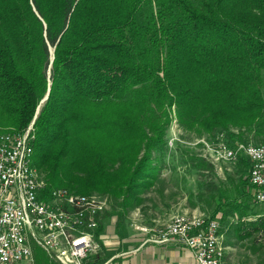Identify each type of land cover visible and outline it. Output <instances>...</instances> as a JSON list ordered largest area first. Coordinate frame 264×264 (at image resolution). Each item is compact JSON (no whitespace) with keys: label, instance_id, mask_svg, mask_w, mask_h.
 Wrapping results in <instances>:
<instances>
[{"label":"trees","instance_id":"trees-1","mask_svg":"<svg viewBox=\"0 0 264 264\" xmlns=\"http://www.w3.org/2000/svg\"><path fill=\"white\" fill-rule=\"evenodd\" d=\"M170 105L185 130L264 140V0H0V131L32 120L44 194L137 206L165 166ZM229 200L223 214L249 213Z\"/></svg>","mask_w":264,"mask_h":264},{"label":"built area","instance_id":"built-area-1","mask_svg":"<svg viewBox=\"0 0 264 264\" xmlns=\"http://www.w3.org/2000/svg\"><path fill=\"white\" fill-rule=\"evenodd\" d=\"M30 128L31 121L9 136H1L0 131V264L30 258L32 244L61 264H84L99 248L94 232L108 203L99 204L97 195V201H87L85 211L75 212L69 210L68 201L86 200V194L59 188L44 194L38 170L25 176V168H30ZM202 145H210L223 162L233 159L232 148H240V156L248 161L247 180L254 188V200L264 203V142L230 144L219 130ZM133 227L147 232V239L154 242L173 241L188 247L195 264H217L214 236L221 233L218 221L204 212H199L197 220L182 219L176 213L165 229H156V224Z\"/></svg>","mask_w":264,"mask_h":264},{"label":"rangeland","instance_id":"rangeland-1","mask_svg":"<svg viewBox=\"0 0 264 264\" xmlns=\"http://www.w3.org/2000/svg\"><path fill=\"white\" fill-rule=\"evenodd\" d=\"M168 116L170 119L165 138V166L160 169L153 185L140 193L141 202L129 209L134 212L132 214L136 219L134 224L139 222L144 225L156 224V229H164L169 226L176 213H181L182 216L199 212L207 215L213 213L212 217L218 221V229L221 233L220 243L223 248L221 262L223 264H264V227L258 226L254 229L246 223L239 222V220L254 219L259 214H264V203L254 200L253 186L246 187L245 192L239 187L235 188L239 177L248 178L245 157L238 156L223 162L210 145H202V142H210L213 134L209 137L204 133L197 134L192 130L181 128L176 121L173 105L168 108ZM235 141L237 144L245 143L239 142L240 140ZM247 141L258 143L264 140L258 136L248 138ZM199 159H204L208 165L198 168L196 163ZM39 175L43 179L42 173L39 172ZM205 181L211 184L203 187L200 183ZM44 183L43 180L42 185ZM84 194L104 197L109 203V207L106 206L109 210L118 208L115 201L109 202V197L105 193L93 191ZM95 195L92 196V201H97ZM225 197H228L225 199L227 202L229 198H234V201L245 200L249 205V213L240 219H237L234 214H223L224 209H227L223 200ZM105 199L99 197V204H106ZM190 200L195 203L192 205ZM217 202L220 203L218 207ZM244 231H249V234H242ZM40 249L32 244L31 257L22 259L24 262L20 263L61 264L56 259L44 255Z\"/></svg>","mask_w":264,"mask_h":264},{"label":"crops","instance_id":"crops-1","mask_svg":"<svg viewBox=\"0 0 264 264\" xmlns=\"http://www.w3.org/2000/svg\"><path fill=\"white\" fill-rule=\"evenodd\" d=\"M132 214L134 212L127 210L121 217L115 212L99 215L100 230L95 238L100 247L84 264H195L194 255L188 247L173 241L154 242L147 239V232L133 227L136 219ZM20 262L24 261L21 259L10 264Z\"/></svg>","mask_w":264,"mask_h":264},{"label":"bare ground","instance_id":"bare-ground-1","mask_svg":"<svg viewBox=\"0 0 264 264\" xmlns=\"http://www.w3.org/2000/svg\"><path fill=\"white\" fill-rule=\"evenodd\" d=\"M222 132L224 133V131H222ZM9 135H10V133H1V136H9ZM236 143H237V141H236ZM201 146H200V149H201ZM31 151H32L31 145H29L28 167H30V168H25V176H32V172H37V169L35 168V166L31 164ZM238 156H240V148H232V158H235ZM99 197H102V196H99ZM86 207H87V204H85L82 200L68 201L69 210H72L75 212H83L86 210ZM175 218H176V215L173 216L171 223ZM181 218L186 219V220H197V219H199V213H197V214L193 213V214L184 215V216H182V214H181ZM214 246H217V248H218L217 264H222L221 260H222V256H223V248H222L221 243H220V236H214Z\"/></svg>","mask_w":264,"mask_h":264},{"label":"water","instance_id":"water-1","mask_svg":"<svg viewBox=\"0 0 264 264\" xmlns=\"http://www.w3.org/2000/svg\"><path fill=\"white\" fill-rule=\"evenodd\" d=\"M49 51H50V53H51V48L49 49ZM51 58H52V54H50V60H51ZM46 93H47V89H46V92H45V94L43 95V97L39 100V102H41L45 97H46ZM37 110H38V105L36 106V108H35V113L37 112ZM35 116V114L33 115V117Z\"/></svg>","mask_w":264,"mask_h":264}]
</instances>
